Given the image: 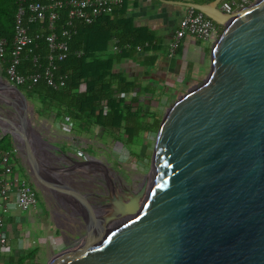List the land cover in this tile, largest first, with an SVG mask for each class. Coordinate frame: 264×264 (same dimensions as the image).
Segmentation results:
<instances>
[{"label": "water", "instance_id": "obj_1", "mask_svg": "<svg viewBox=\"0 0 264 264\" xmlns=\"http://www.w3.org/2000/svg\"><path fill=\"white\" fill-rule=\"evenodd\" d=\"M160 1L224 29L210 73L163 116L140 200L114 198L111 216L46 264H264V0L239 16L221 0ZM0 90L8 135L33 169L52 173L35 156L23 95Z\"/></svg>", "mask_w": 264, "mask_h": 264}, {"label": "rangeland", "instance_id": "obj_2", "mask_svg": "<svg viewBox=\"0 0 264 264\" xmlns=\"http://www.w3.org/2000/svg\"><path fill=\"white\" fill-rule=\"evenodd\" d=\"M1 92L2 90H0ZM181 98L183 95L168 104L159 105L155 112L164 116ZM21 102L29 117L34 144L36 146L39 144L38 151H42L35 152V156L44 167H53L54 171L49 174H44L36 169H33L35 173L29 171L24 156L17 150L18 141L8 135L10 129L14 127L7 123L12 109L7 103H4L0 95V117L2 119H0V127L3 128L0 130V138L1 136L11 138H6L2 145L9 144L11 141V145L16 150L15 155L18 156L16 159L23 168V171H17L19 177L26 178L37 191L35 207L30 209L33 216L37 217L36 211L42 205L40 195L44 196L46 201L50 200V207L56 208V215L51 214L50 218L57 223L59 228L65 230L64 235L60 238L61 243L65 248L71 247L76 245L86 233L92 231L98 221L113 214L109 206L114 204V198L124 208L130 206L135 202L134 199L138 198L149 175L150 161L156 146L158 130L147 133L144 139L139 140L138 145L126 147L116 138L115 134L96 126L81 127L71 119L57 117L53 110L47 114L46 112L41 114L43 111L40 103L27 99L24 95ZM2 131H5L6 134H2ZM44 152L48 155L43 156L41 153ZM53 175L60 176L56 183L49 181ZM60 188L70 189L69 193L72 189L78 188L82 195L81 200L86 206L84 207V221L78 219L79 215L71 216L66 213L64 217L61 216L63 210L54 204L56 198L51 199L53 192L57 193ZM22 215V224H19L18 230L21 231L23 228L31 230L33 226L31 227L30 222L25 223L23 219L26 217V213ZM19 242L21 243V241ZM62 249H55L53 254ZM3 254L6 253L3 252ZM52 256L50 254L38 260L32 259L27 264H46ZM1 260L2 258H0Z\"/></svg>", "mask_w": 264, "mask_h": 264}, {"label": "trees", "instance_id": "obj_3", "mask_svg": "<svg viewBox=\"0 0 264 264\" xmlns=\"http://www.w3.org/2000/svg\"><path fill=\"white\" fill-rule=\"evenodd\" d=\"M17 0H0V39L7 43V55L11 48L16 15ZM204 4L212 0H186ZM224 29L217 26V36H223ZM116 39L118 46L131 45L132 49L142 42H150V34L133 26L132 19L126 17L122 6L109 15L92 19L88 25L80 24L77 33L68 42L69 54L57 64V74L62 75L64 86L56 90L47 87L41 78L30 89H16L27 99L36 100L42 106V113L55 111L59 118L71 119L77 125L96 126L111 134L126 147L138 145L145 135L160 129L163 116L146 111L137 101L126 103V94L135 88V84L126 81L121 73L114 70V64L125 51L111 50L110 42ZM82 55L76 57L75 52ZM38 57L37 64H45L46 49L43 41L35 42L21 53L23 73L35 71L32 68L33 57ZM42 74L41 68L38 69ZM157 131V132H158ZM142 135V136H140ZM9 138H0V155L8 151L9 144L2 142ZM32 255L19 250L18 256L4 264H27Z\"/></svg>", "mask_w": 264, "mask_h": 264}, {"label": "crops", "instance_id": "obj_4", "mask_svg": "<svg viewBox=\"0 0 264 264\" xmlns=\"http://www.w3.org/2000/svg\"><path fill=\"white\" fill-rule=\"evenodd\" d=\"M122 9L126 17L132 19L133 26L146 30L151 38L149 48L143 49L142 52L125 51L124 56L114 64V70L117 73L124 75L127 82L135 84L133 91L126 94V103L137 101L139 105L145 106L146 111L155 112L159 105L168 104L182 95L184 97L205 81L211 70L212 55L219 41L218 36L211 42L185 37L180 42L176 56L168 58L166 56L167 42L186 9L160 0H124ZM8 150L16 153L11 141ZM17 150L20 151V143L17 145ZM16 158H18L17 154ZM16 169L23 171L20 164L16 166ZM69 190L60 188L57 193L53 192L51 199L56 198L54 204L63 210L62 215L60 214L62 217L69 213L71 216L79 215L78 219L84 221L86 206L81 200L82 195L78 188L72 189L70 193ZM40 197L42 205L36 211V218L30 209L27 212L11 209L12 211L5 215L9 251L6 254L0 252V258H2L0 264L18 256L19 250L31 254V260H38L50 254L54 255V250L57 248H65L60 240L65 230L59 228L50 218L51 214L56 215V208L50 207V200L46 201L42 195ZM23 213H26V217H23L25 223L30 222L31 227L33 226L31 230L26 228L18 230L19 224H22Z\"/></svg>", "mask_w": 264, "mask_h": 264}, {"label": "built area", "instance_id": "obj_5", "mask_svg": "<svg viewBox=\"0 0 264 264\" xmlns=\"http://www.w3.org/2000/svg\"><path fill=\"white\" fill-rule=\"evenodd\" d=\"M261 0H221L220 11L239 16L252 9ZM124 0H17L13 38L9 55L7 43L0 39V82L8 83L14 88L30 89L41 78L47 87L56 90L64 86L65 78L57 74V64L69 54L68 42L77 33L80 24L88 25L92 19L109 15L121 8ZM185 37L211 42L217 38V26L202 13L186 8L178 21L171 38L166 45V56L173 58ZM43 41L46 49L45 64H37L38 57L32 59L35 71L23 73L19 70L21 53L29 45ZM151 43L142 42L134 51L142 52ZM111 50H129L131 45L118 46L116 39L110 42ZM76 57L82 55L75 52ZM41 68L40 75L38 69ZM11 114V113H10ZM11 116H9L10 118ZM1 119V117H0ZM2 120V119H1ZM15 151L8 150L0 155V252L8 253V235L5 215L14 209L27 212L36 203V191L26 178L16 173Z\"/></svg>", "mask_w": 264, "mask_h": 264}, {"label": "bare ground", "instance_id": "obj_6", "mask_svg": "<svg viewBox=\"0 0 264 264\" xmlns=\"http://www.w3.org/2000/svg\"><path fill=\"white\" fill-rule=\"evenodd\" d=\"M0 123H1V121H0ZM7 123H11V122H7ZM35 142H32L31 144H32V147H33V149L36 151V152H38V153H40V152H42L41 150H40V152L38 151V148H40L38 145L36 146L35 144H34ZM43 156H46V152H44V153H41ZM48 155V154H47ZM56 178H57V180H59L60 179V176H58V175H56L55 176ZM70 180V179H69ZM57 182V181H56ZM57 185V184H56ZM140 200V197H138L137 199H134V201H139ZM126 203V202H125ZM133 204H136L135 202L134 203H132V205Z\"/></svg>", "mask_w": 264, "mask_h": 264}, {"label": "flooded vegetation", "instance_id": "obj_7", "mask_svg": "<svg viewBox=\"0 0 264 264\" xmlns=\"http://www.w3.org/2000/svg\"><path fill=\"white\" fill-rule=\"evenodd\" d=\"M26 162H27V165L29 166V171H31V173H35L34 171L35 170H33V168L31 167V165H30V163L28 162V160L26 159ZM51 168H53V167H47V169L46 170H48V171H51L52 169ZM49 169H51V170H49ZM43 172V171H42ZM44 173V172H43ZM45 174V173H44ZM49 174V173H48ZM56 175H53V176H51L50 177V179H49V181L51 182L52 181V183H56V181H57V178L55 177Z\"/></svg>", "mask_w": 264, "mask_h": 264}]
</instances>
